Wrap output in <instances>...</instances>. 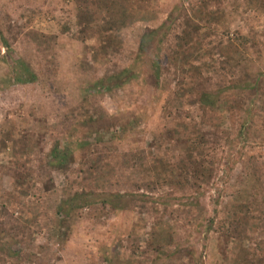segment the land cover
<instances>
[{
	"label": "rangeland",
	"instance_id": "374dc122",
	"mask_svg": "<svg viewBox=\"0 0 264 264\" xmlns=\"http://www.w3.org/2000/svg\"><path fill=\"white\" fill-rule=\"evenodd\" d=\"M108 2L0 0V264H264V0Z\"/></svg>",
	"mask_w": 264,
	"mask_h": 264
},
{
	"label": "trees",
	"instance_id": "16d2710c",
	"mask_svg": "<svg viewBox=\"0 0 264 264\" xmlns=\"http://www.w3.org/2000/svg\"><path fill=\"white\" fill-rule=\"evenodd\" d=\"M99 1H104V0H99ZM107 4H109L108 0H107ZM152 34H154V33H152ZM152 34L149 33L147 36L144 35V37L142 38L141 49H140L139 57H138L139 59L137 61H134L133 65L130 66L129 69L121 72L120 75L115 77V79H112V82H116L115 87L116 86L118 87L120 85H124V83H126L129 79H133V78H137V79L138 78H142L143 79V77L147 73H152V74H155V75L157 74V76H159L158 74L161 72V68L163 66V64L161 62V57H160L161 50H158V53H160V54H155V56L153 57V61L152 60H150V61L148 60L150 58V56H149L150 51L153 48L152 47V43H153V38H152L153 35ZM246 39L247 38H242V41L245 42V43L249 42V40H246ZM7 48H8V46H7ZM184 62L186 63L187 60H184ZM147 64H148L147 68L150 69L149 71H147L146 69L143 68V66L146 67ZM188 67H189V64H188ZM193 70H195V68H193ZM17 77H20V78H17ZM15 78H16V80L26 79V81H28V82H34L36 80V77L34 76V74L30 73L27 70L26 71L24 70L23 73L21 72V75H19V76H17L15 74ZM98 86H101V84H98L97 87ZM245 88L246 87H239V88H237L235 86L233 87V89H237V90H240V91H244ZM105 89L110 91L111 87H105ZM99 91H101V89L90 87L88 89V94L89 95H94L96 92H99ZM201 101H202V105L205 106L206 108L210 107V110L215 109L216 104L211 100V95L210 94H204ZM249 131H250V128H248V127H245L244 131L243 130L241 131L242 132V134H241L242 141L245 142V141L249 140V138H250ZM87 143H89V139H81L80 142L75 143L76 147L74 148V146L69 145V142L67 141V142L63 143L64 146L62 148H57L55 150V154H54L53 158L58 162L59 165L62 166V164L65 162V159H67L69 156H71V153L73 154V152L75 151V149L78 146L81 147V146H84ZM69 147H70V149H69ZM210 172H208V173H210ZM210 175H211V173H210ZM79 200L80 199L73 200L71 205L74 206V207L77 206L75 203L78 202ZM80 203H79L78 207H83L84 205L80 204ZM66 214L67 213L65 211H64V213H62V215L64 217L69 216V215L65 216ZM210 226L213 227V222L210 223L209 227ZM211 229L212 228H208L207 235L205 236V241L204 242H206V243L209 241V236H210V233H211ZM228 239H230V237L227 236V241H228ZM7 246H9V244H7ZM11 249H12V252H13L12 255H14L15 257H20L19 256V252L20 251L17 252V250L14 249V248H11ZM200 261L203 263L202 259H200ZM200 261L196 260V263L197 264H202V263H200Z\"/></svg>",
	"mask_w": 264,
	"mask_h": 264
}]
</instances>
